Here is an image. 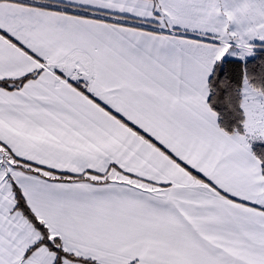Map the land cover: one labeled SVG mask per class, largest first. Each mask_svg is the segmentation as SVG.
Listing matches in <instances>:
<instances>
[{"label":"snow or ice","instance_id":"1","mask_svg":"<svg viewBox=\"0 0 264 264\" xmlns=\"http://www.w3.org/2000/svg\"><path fill=\"white\" fill-rule=\"evenodd\" d=\"M0 264H264V0H0Z\"/></svg>","mask_w":264,"mask_h":264}]
</instances>
